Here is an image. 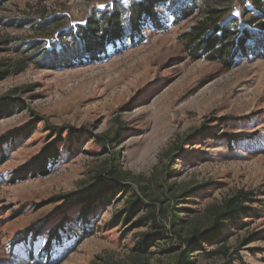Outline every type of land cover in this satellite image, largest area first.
I'll list each match as a JSON object with an SVG mask.
<instances>
[{"label": "rangeland", "instance_id": "1", "mask_svg": "<svg viewBox=\"0 0 264 264\" xmlns=\"http://www.w3.org/2000/svg\"><path fill=\"white\" fill-rule=\"evenodd\" d=\"M131 1L0 5V64L10 73L0 80V98L9 99L0 118V140L7 137L0 142V264H176L177 251L168 253L178 248L176 238L139 253L137 241L147 228H135L137 218L116 219L135 199L137 176L149 187L143 200L165 197L169 213L170 197L196 189L179 198L177 207L190 210L177 213L201 227L209 225L210 208L240 192L252 194L251 211L195 259L264 264V50L250 51L232 69L192 61L185 35L205 19L198 10L179 24L169 18L167 31L147 28L141 44L121 53L111 49L102 62L72 67L55 59L71 28L93 12ZM223 1L229 8L223 19L237 17L260 29L244 14L250 0ZM60 135V158L48 173H25ZM119 151L122 172L132 176L83 218L70 197L87 194ZM63 221L46 252L51 229Z\"/></svg>", "mask_w": 264, "mask_h": 264}, {"label": "trees", "instance_id": "2", "mask_svg": "<svg viewBox=\"0 0 264 264\" xmlns=\"http://www.w3.org/2000/svg\"><path fill=\"white\" fill-rule=\"evenodd\" d=\"M2 2L3 0H0V5ZM224 6L228 5L223 0H212V3L208 0H134L127 4L116 2L112 7L93 12L85 24L71 28L68 33L69 43L61 49L59 57L56 55L55 59L61 63L68 62L72 67L102 62L111 57V49H114L115 53H121L128 45L141 44L146 39L147 28L167 31L169 18L173 19V24H179L190 19L198 10H202L205 19L185 35L188 37L186 51L190 59L194 62L202 59L219 62L232 69L239 58H243L250 51L257 55L261 52L259 49L264 50V0H250V7H243L244 14L250 16L249 22L260 24V29L255 30L243 26L237 17L223 19L229 10ZM69 54L71 56L67 58ZM3 68L4 65L0 64V80L10 74L8 69ZM8 105L9 99L0 98V118ZM6 139L7 137L2 138L0 142L3 143ZM62 142L60 135L58 139L46 145L38 157L23 167L24 172H32L35 176L48 173L47 167L50 164L55 165L60 158L58 147ZM115 142V138L111 139L107 142V147L113 146ZM120 153L119 151L114 154L112 161L107 163V167L97 177L96 183L87 194L70 197L71 205L80 206V215L83 218H88L109 193L125 184L132 176L130 172H122ZM141 178L133 177L137 185L135 199L128 202L116 215L117 220L124 222L137 218L133 223L134 227L147 228L137 241L136 251L139 253L145 254L160 240L173 236L179 241V246L177 249H170L168 253L177 251L175 263L196 264L195 254L205 249L204 244L220 240L224 228L228 225H238L240 217L251 211L248 203L251 202L252 194L240 192L226 199L219 207L210 208L212 213L209 225H189L177 211L190 209L177 206L179 198L189 197L196 189L187 190L181 196L168 197L172 208L169 213L164 207L165 197L157 196L155 200L148 202L143 200L147 197L149 187L141 183ZM127 190L129 187H125L123 192ZM64 223L65 221L51 229L46 252L53 248L54 240L59 230L64 228ZM223 254L227 256L226 252ZM224 264L233 263L229 260Z\"/></svg>", "mask_w": 264, "mask_h": 264}]
</instances>
